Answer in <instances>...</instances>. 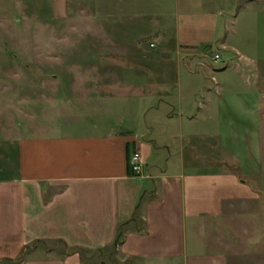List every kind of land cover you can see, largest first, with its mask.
I'll use <instances>...</instances> for the list:
<instances>
[{
    "label": "rangeland",
    "instance_id": "374dc122",
    "mask_svg": "<svg viewBox=\"0 0 264 264\" xmlns=\"http://www.w3.org/2000/svg\"><path fill=\"white\" fill-rule=\"evenodd\" d=\"M154 1L156 5L150 10L165 8L168 21L172 16L176 20V13L182 11L221 13L214 44L208 45L212 48L196 51L204 53L199 61L213 69L230 64L226 70L208 75L199 67L204 74L192 83L199 94L197 99H205L203 86L210 91L205 99L208 116L185 123L184 136L166 134L159 142L171 148V169L178 166L176 155L184 147L190 151L184 152L187 171H229L246 183L252 195L226 205L218 230L210 239L213 248L226 255L228 264H264V0ZM151 4V0H0L1 145L24 136L77 134L85 129L103 133L109 126L125 127L128 119L119 122L116 115L112 119L105 115L103 107L108 105L96 92L101 85L111 83L116 77L113 74L120 76L121 70L128 67L173 70L178 61L183 71L187 66L178 60L175 50H161L155 42L160 40L159 33L151 34L157 29L133 23L116 25L119 7L141 13L143 6ZM225 40L227 47L222 48L220 44ZM140 51L145 56L139 55ZM217 52L221 54L218 60ZM166 53L170 60H161ZM195 67L192 63L193 71ZM183 96L187 102L194 93L184 92ZM123 114L118 110V116ZM143 118L132 125L134 130L144 127ZM153 126L163 130V124ZM189 133L196 136L187 137ZM163 154L170 155L168 148ZM42 190L46 198L62 188ZM63 241L70 251L85 249L59 237L27 235L23 245H28L31 253L26 259L37 264L47 256L41 248L61 247ZM37 247L41 248L31 251ZM5 248L0 257L24 256V248L21 252ZM108 248L99 256L85 255L80 250L68 253L78 254L87 264H98L100 260H95L102 255L114 264H129L118 260L113 242ZM3 258L0 264L12 263Z\"/></svg>",
    "mask_w": 264,
    "mask_h": 264
},
{
    "label": "crops",
    "instance_id": "0c3cea01",
    "mask_svg": "<svg viewBox=\"0 0 264 264\" xmlns=\"http://www.w3.org/2000/svg\"><path fill=\"white\" fill-rule=\"evenodd\" d=\"M151 1L141 13L119 7L116 25L133 23L157 29L151 34L159 33L160 40L155 42L161 50H175L178 60L189 68L183 71L179 61L173 70L128 67L120 76L113 74L111 83L101 85L96 92L108 105L103 107L105 115L109 119L116 115L119 122L128 119L125 127L109 126L103 133L85 129L77 134L24 136L0 143V251L9 246L21 252L24 236L30 235L63 238L67 244L101 253L113 242L118 260L129 264H228L210 237L218 230L226 205L246 200L252 190L229 171H187L184 152L190 151L184 147L175 154L178 166L171 169V148L159 142L166 134L183 135L185 123L208 116L205 99L210 91L203 86L205 99H197L192 83L201 73L224 71L230 64L213 69L199 61L204 53L196 51L214 44L221 13L182 11L176 13V20L172 16L168 21L165 8L150 10L156 5ZM220 46L227 47L226 40ZM138 54L145 56L143 51ZM165 56L161 60H170L169 54ZM184 92L194 96L184 102ZM118 110L125 115L118 116ZM141 116L144 127L136 131L132 125ZM154 124H163V130L157 131ZM167 148L170 155L165 157ZM135 152L142 158L139 176L128 173ZM54 186L62 190L45 198L43 187ZM136 212L142 221L129 223L124 239L116 243L118 225ZM41 249L47 256L38 263L87 264L78 254L66 253L62 245ZM25 253L17 264H35L26 259L31 252ZM15 257L0 258L6 262ZM98 260V264H114L101 256Z\"/></svg>",
    "mask_w": 264,
    "mask_h": 264
},
{
    "label": "trees",
    "instance_id": "16d2710c",
    "mask_svg": "<svg viewBox=\"0 0 264 264\" xmlns=\"http://www.w3.org/2000/svg\"><path fill=\"white\" fill-rule=\"evenodd\" d=\"M212 47L211 46H207V49L209 50V49H211ZM129 159H130V156H129ZM129 168V170H128V173L130 174V175H133V176H139L140 175V173H137V172H135L133 169H132V167L131 166H129L128 167ZM140 215L136 212V215L132 218V219H130L129 221H126V222H122V223H120L119 225H118V228H117V231H118V233H117V240H116V243L117 242H121L122 240H123V234H124V232H125V230H126V228H127V225L129 224V223H137L139 220H140ZM139 228V227H138ZM63 243H64V241H63ZM64 246H65V252L66 253H68V252H71V253H77V252H80V251H82V253H84L85 255H87V254H90V255H95L96 253H98V255L102 252V251H96L94 254L92 253L91 254V251L90 250H87V249H84V248H80V247H76V248H73L72 249V251H70V250H68L67 248H66V244L64 243ZM29 246L28 245H25L23 248H24V254H25V252L27 251V248H28ZM80 250V251H79ZM70 253V254H71ZM89 255V256H90ZM22 256L23 255H20V256H18L17 258L18 259H10V258H8L7 260H6V262H9V263H11V264H17V263H19L20 261H21V258H22ZM101 259H102V257H101Z\"/></svg>",
    "mask_w": 264,
    "mask_h": 264
},
{
    "label": "built area",
    "instance_id": "2783aa9c",
    "mask_svg": "<svg viewBox=\"0 0 264 264\" xmlns=\"http://www.w3.org/2000/svg\"><path fill=\"white\" fill-rule=\"evenodd\" d=\"M220 58V54L217 53L215 54V59L218 60ZM131 167L132 169L137 172L140 173L142 170V158L140 153L135 152L132 156H131Z\"/></svg>",
    "mask_w": 264,
    "mask_h": 264
}]
</instances>
